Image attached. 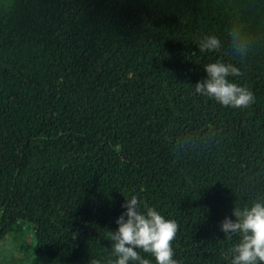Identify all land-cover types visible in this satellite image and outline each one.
Here are the masks:
<instances>
[{
    "label": "trees",
    "instance_id": "1",
    "mask_svg": "<svg viewBox=\"0 0 264 264\" xmlns=\"http://www.w3.org/2000/svg\"><path fill=\"white\" fill-rule=\"evenodd\" d=\"M205 34L229 56L200 52ZM217 59L248 109L194 93ZM132 194L179 224L178 264H230L220 223L264 197V0L0 3V239L24 228L35 255L107 264Z\"/></svg>",
    "mask_w": 264,
    "mask_h": 264
},
{
    "label": "clouds",
    "instance_id": "2",
    "mask_svg": "<svg viewBox=\"0 0 264 264\" xmlns=\"http://www.w3.org/2000/svg\"><path fill=\"white\" fill-rule=\"evenodd\" d=\"M231 57L243 61L250 53L247 34L242 26L233 24L228 33ZM200 52H218L228 55L220 38L205 34L199 40ZM229 56V55H228ZM207 77L193 85L197 95L210 98L223 108L248 109L255 101L246 84L234 82L230 77H241L243 72L234 63L217 59L204 65ZM125 211L116 218L115 231L108 230L112 256L107 264H178L174 259L173 241L179 224L166 218L153 206L142 202L136 194L125 197ZM235 220L225 217L220 228L225 239L236 242L229 249L230 264H264V197H257L233 209ZM93 264H103L94 260Z\"/></svg>",
    "mask_w": 264,
    "mask_h": 264
},
{
    "label": "rangeland",
    "instance_id": "3",
    "mask_svg": "<svg viewBox=\"0 0 264 264\" xmlns=\"http://www.w3.org/2000/svg\"><path fill=\"white\" fill-rule=\"evenodd\" d=\"M5 0H0L4 2ZM29 235L24 228L21 231L7 232L0 239V264H62L46 256L33 254L25 245Z\"/></svg>",
    "mask_w": 264,
    "mask_h": 264
}]
</instances>
